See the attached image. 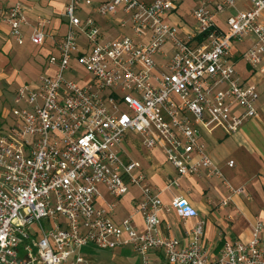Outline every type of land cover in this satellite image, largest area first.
Wrapping results in <instances>:
<instances>
[{
  "label": "built area",
  "instance_id": "built-area-1",
  "mask_svg": "<svg viewBox=\"0 0 264 264\" xmlns=\"http://www.w3.org/2000/svg\"><path fill=\"white\" fill-rule=\"evenodd\" d=\"M248 1L249 8L230 16L223 32L213 16L233 7L235 0H221L214 9L209 0H201L193 17L203 41L192 46L164 20L172 0H104L96 5L95 0H67V30L56 45L57 55L48 57L52 72L39 75L35 86L23 83L16 89L11 123L0 125V264H64L71 253L89 244L100 249L130 245L143 262L148 251L157 248L169 264H208L207 249L195 242L183 246L159 234L164 205L148 188H141L136 204L142 231L133 227L130 217L115 223L94 199L99 184L114 198L128 191L119 168L131 183L143 180L142 174L134 175L135 163H122L112 148L128 132L138 134L146 149L162 147L178 175L199 174L200 167L221 175L198 143V126L229 133L257 112V89L239 81L227 61L231 42L245 35L254 37L242 54L245 61L257 68L264 60V0ZM81 4L93 6L101 16L120 7L133 35L101 41L93 19L77 16ZM3 22L21 44L22 26L27 24L24 4L8 7ZM143 30L150 38L137 43ZM80 34L86 45H78ZM45 36L39 26L29 38L41 44ZM167 42L172 53L156 70L154 57L164 52ZM73 59L89 79L64 78ZM173 206L183 219L198 214L181 196L173 199ZM42 220L48 221L47 229ZM202 224L195 226V238ZM260 229L257 221L249 241L225 242L217 264H264Z\"/></svg>",
  "mask_w": 264,
  "mask_h": 264
},
{
  "label": "crops",
  "instance_id": "crops-1",
  "mask_svg": "<svg viewBox=\"0 0 264 264\" xmlns=\"http://www.w3.org/2000/svg\"><path fill=\"white\" fill-rule=\"evenodd\" d=\"M99 1L104 0H95L94 5ZM200 1L172 0L164 14V20L176 26L178 35L192 46L203 41V37L197 35V23L193 17V10ZM209 1V7L214 9V5L221 0ZM17 2L24 4L27 18V24L22 26L21 44L11 37L3 22L5 10ZM66 4L67 0H0V96L10 93V105L13 106L14 93L21 84L35 86L39 75L52 72L48 57L57 55L56 45L66 33ZM248 8V0H235L233 7L214 14V25L225 32L228 18ZM76 14L82 20L87 17L93 19L99 28L101 41L133 35L128 15L120 7L114 14L101 16L93 6L81 4ZM39 26L46 36L41 44H33L29 36L32 29ZM149 38V31L143 30L135 41L146 43ZM253 38L252 35H245L233 40L227 61L233 64L239 81L257 89L259 99L255 116L245 120L234 133H226L220 128L208 131L198 126V143L212 163L219 167L221 175H210L205 167H200L199 174L178 175L175 167L167 161L162 147L146 149L138 134L125 133L121 142L112 147L113 151L122 163L134 162V175L142 174L143 180L139 185L131 183L125 171L119 168L117 173L127 184L128 191L114 198L104 184H99L94 199L95 206L106 209L115 223L121 224L123 219L130 217L137 231L144 229L136 204L141 198V188L145 187L158 195L164 205L159 213V234L174 237L183 246L195 242L207 249L208 264H217L219 251L225 242L249 241L257 221L261 222L258 238L264 248V60L257 68H252L242 57ZM78 45H86L82 34L79 35ZM171 45L170 42L165 43L164 52L157 54L159 59L155 55L156 70L169 59ZM238 111L236 109L235 112ZM196 160L197 157H194ZM228 160H233L232 166L227 165ZM238 187L243 189L239 193L231 190ZM177 196L185 198L198 214L181 218L173 206V199ZM223 200H226L225 204H222ZM199 221L203 223L202 231L195 238L193 232ZM79 249L71 253L64 264H71L77 259H81L79 264H169L157 248L148 251L146 262L130 245L100 249L89 244ZM82 249L84 252H81Z\"/></svg>",
  "mask_w": 264,
  "mask_h": 264
},
{
  "label": "rangeland",
  "instance_id": "rangeland-1",
  "mask_svg": "<svg viewBox=\"0 0 264 264\" xmlns=\"http://www.w3.org/2000/svg\"><path fill=\"white\" fill-rule=\"evenodd\" d=\"M156 58L159 59L160 56L157 55ZM70 68H71L70 70L64 72L65 79H75V80L78 79L80 82L82 79H89V76L86 74L85 70L81 68L74 59L71 61ZM9 94L5 93L4 95L0 96V125H4L6 122L11 123V116L9 115V113L11 111L12 105H10L11 101L9 99L10 98ZM240 128L241 126L237 130H239ZM235 131L229 133H234ZM41 222L45 229H47L50 226L48 224V221L42 220ZM81 252H84V249H82Z\"/></svg>",
  "mask_w": 264,
  "mask_h": 264
}]
</instances>
